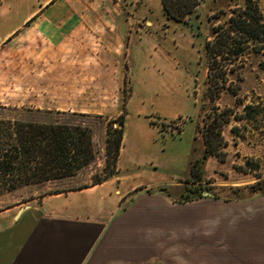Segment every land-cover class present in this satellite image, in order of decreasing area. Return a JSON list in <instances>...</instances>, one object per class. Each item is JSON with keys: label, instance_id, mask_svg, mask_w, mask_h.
Here are the masks:
<instances>
[{"label": "rangeland", "instance_id": "rangeland-1", "mask_svg": "<svg viewBox=\"0 0 264 264\" xmlns=\"http://www.w3.org/2000/svg\"><path fill=\"white\" fill-rule=\"evenodd\" d=\"M53 1L21 26L30 29L23 38L0 45V128L15 119L67 117L90 129L94 157L72 176L0 178V210L89 185L108 171V179L121 174L119 155L113 163L106 153L120 119L122 162L134 158L149 180L188 176L168 187L176 198L193 183L220 197L255 182L264 190V33L232 32L228 42L243 48L234 54L222 43L227 27H215L243 0H199L182 20L167 16L161 0ZM253 1L264 9V0ZM210 124L219 147L202 158L201 132L210 133ZM196 159L200 177L192 182Z\"/></svg>", "mask_w": 264, "mask_h": 264}, {"label": "crops", "instance_id": "crops-1", "mask_svg": "<svg viewBox=\"0 0 264 264\" xmlns=\"http://www.w3.org/2000/svg\"><path fill=\"white\" fill-rule=\"evenodd\" d=\"M51 1L0 0V45ZM121 150L114 178L1 209L0 264H264V193L181 202L188 176L149 180Z\"/></svg>", "mask_w": 264, "mask_h": 264}, {"label": "trees", "instance_id": "trees-1", "mask_svg": "<svg viewBox=\"0 0 264 264\" xmlns=\"http://www.w3.org/2000/svg\"><path fill=\"white\" fill-rule=\"evenodd\" d=\"M167 16L182 20L188 13H191L198 5L199 0H161ZM244 6L231 10L225 24L215 27L221 28L222 43L227 45V50L234 54L242 51V47L233 45L228 40L232 38V32L241 34L256 35L258 31L264 33L263 12L253 0H243ZM262 27V29H258ZM258 30V31H257ZM219 39V31L215 29ZM208 45L210 43H207ZM52 115V114H51ZM53 116V115H52ZM215 117H213L214 119ZM119 127L106 137V153L109 161H116L120 147L122 145L123 121H118ZM210 126V133L202 130L201 134L205 144L202 158L214 154L219 147L220 132H214L215 125ZM1 127L0 138V178L4 184L10 182H23L24 180H35L37 182L48 179L62 178L74 175L75 171L87 164L94 157L91 131L88 127H83L79 123L67 117H50L45 121L33 119L13 120L8 122L6 128ZM202 160L196 159L190 173L194 178L192 182H197L200 177V164ZM113 171H108L103 176L95 177L91 184H96L107 180ZM87 185H81L77 188ZM76 189V188H74ZM179 200L181 202L201 198L203 190L211 191V187L201 185H186ZM258 182L247 184L242 187H228L232 197H220L211 191L215 198L240 199L256 194H263ZM60 191H54L55 193ZM244 192H248L246 195Z\"/></svg>", "mask_w": 264, "mask_h": 264}, {"label": "water", "instance_id": "water-1", "mask_svg": "<svg viewBox=\"0 0 264 264\" xmlns=\"http://www.w3.org/2000/svg\"><path fill=\"white\" fill-rule=\"evenodd\" d=\"M203 195H210L207 191H203Z\"/></svg>", "mask_w": 264, "mask_h": 264}]
</instances>
